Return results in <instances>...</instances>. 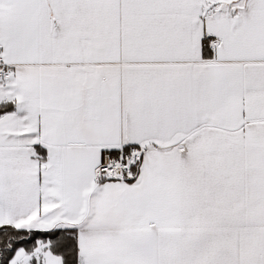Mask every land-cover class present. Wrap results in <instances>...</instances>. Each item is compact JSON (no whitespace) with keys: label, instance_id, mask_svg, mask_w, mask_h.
Wrapping results in <instances>:
<instances>
[{"label":"snow or ice","instance_id":"snow-or-ice-1","mask_svg":"<svg viewBox=\"0 0 264 264\" xmlns=\"http://www.w3.org/2000/svg\"><path fill=\"white\" fill-rule=\"evenodd\" d=\"M0 264H264V0H0Z\"/></svg>","mask_w":264,"mask_h":264}]
</instances>
